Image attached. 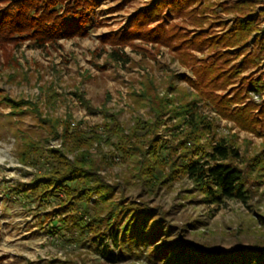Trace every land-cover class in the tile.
<instances>
[{
	"label": "trees",
	"instance_id": "trees-1",
	"mask_svg": "<svg viewBox=\"0 0 264 264\" xmlns=\"http://www.w3.org/2000/svg\"><path fill=\"white\" fill-rule=\"evenodd\" d=\"M130 1L123 0L117 9ZM100 2L0 0V71H13L5 73V81L16 82L20 69L9 46L28 41L43 47L59 39L85 37ZM250 6L248 1L149 0L120 29L98 37L111 48L105 65L128 64L124 47L143 61L154 59L159 48L165 47L192 74L177 75L185 87L175 86L169 77L160 93L144 68L137 81L139 89H131L128 97L132 106L148 108L149 117H134L129 129L105 104L93 108L78 89L72 95L102 118V124L89 131L71 128L66 119L51 118L38 102L12 99L0 90V106L8 108L7 113H0L5 121L2 125L13 129L18 163L32 169L29 182H16L10 191L39 205H50L44 213L49 233L76 246L88 242L101 256L113 254L115 248L119 257L146 264H264V216L256 215V230L245 241L222 247L196 240L203 222L195 219L172 225L170 211L154 210L147 201H128L120 183H109L101 174L115 156L98 157L91 152L94 144L115 146L116 153L131 164L130 177L138 196L154 195L185 177L192 186L187 193L198 194V203L218 207L228 200H251L255 187L264 182V72L242 74L263 55L264 36L258 32L254 14L246 12ZM221 12L234 13L230 26L220 19ZM254 32L257 36L252 42L258 50L240 58ZM44 94L43 106L48 107L55 93L47 87ZM253 95L260 99L255 101ZM26 112L51 139L61 140V148H47V138L40 142L17 127ZM218 117L261 138L259 150L240 152L234 135H218ZM161 127L175 142L158 134ZM124 183L130 184L129 180Z\"/></svg>",
	"mask_w": 264,
	"mask_h": 264
},
{
	"label": "rangeland",
	"instance_id": "rangeland-1",
	"mask_svg": "<svg viewBox=\"0 0 264 264\" xmlns=\"http://www.w3.org/2000/svg\"><path fill=\"white\" fill-rule=\"evenodd\" d=\"M122 1L101 0L95 9L97 16L88 27V34L85 37L59 39L43 47H37L28 41L18 47L9 46V51L19 62L21 70H17L19 76L17 75L16 82L7 83L5 73L13 71L8 68L2 69L0 90L12 99L23 98L38 102L44 113L49 114L51 118L66 119L73 129L89 131L102 124L100 114L87 111L72 95L76 89L83 92L93 108L98 109L105 104L111 111L116 112L119 122L125 129H129L133 124L134 117L147 119L148 108L132 106L133 103L128 97L131 89H139L137 81L144 68L154 77L160 93L163 92L169 77H172L175 86L185 87V83L177 75L184 74L191 77L192 74L188 68L173 60L172 54L165 47L159 48L154 59L144 61L140 59L138 53L124 47L123 52L130 60L128 64H104L111 48L107 44H101L98 37L120 29L126 24L127 17L149 0H131L117 9L116 6ZM216 1L227 4H242L248 1L251 6L246 12L254 14L253 18L258 20V32L264 36V0ZM219 16L228 27L232 24L234 13L221 12ZM99 22L102 24L98 25ZM256 36L255 32L252 33L240 58L249 51L258 50L252 42ZM194 53L196 56H201L198 52ZM252 72H264V52L257 64L242 75ZM23 76L25 80L22 79ZM47 87L53 90L55 98L50 106L44 107L46 98L44 93ZM253 99L258 101L260 97L253 95ZM261 99H264V94ZM203 111L216 117L209 108H203ZM7 112L8 108L0 106V113ZM4 122L0 118V264H28V262L49 264L51 261H53L51 264H146L140 259L135 260L129 256L119 257L115 248H112L113 254L105 253V256H101L89 247L88 242L76 246L67 242L66 238L57 239L55 235L49 233L47 226L50 225L44 213L50 210V205H39L35 201H30V198L27 199L10 191L11 186L16 182L28 183L32 169L18 163L13 129L2 125ZM217 124L218 135L235 136L240 152L247 150L252 154L259 150L261 138L239 130L233 122L219 117ZM37 125L36 119L26 112L17 127L40 142L47 138V148H61L60 139H51L48 131ZM170 125L171 123L167 126ZM166 130L165 127H161L158 134L168 141L175 142ZM91 152L98 157L115 156L110 166L105 165L101 169V174L109 183H120L128 201H147L154 210L161 208L163 211H170L172 225L187 224L195 219L203 222L197 231L202 236L197 235L196 240L213 241L222 247H228L238 240L245 241L247 237H252L257 226L256 215L264 216V182L255 187L253 198L246 203L228 200L218 207L198 203V194H188L187 190L192 186L185 177L170 182L169 188L164 186L154 195L138 196V188L133 186L135 183L130 177L131 164L116 153L115 146L102 142L100 146L94 144ZM125 180H129L130 184L124 185ZM117 196L116 194L114 198Z\"/></svg>",
	"mask_w": 264,
	"mask_h": 264
}]
</instances>
